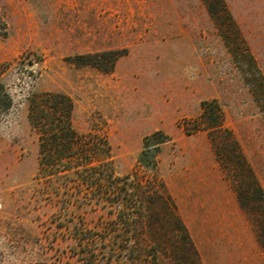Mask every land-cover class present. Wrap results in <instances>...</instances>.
I'll use <instances>...</instances> for the list:
<instances>
[{"label":"rangeland","instance_id":"374dc122","mask_svg":"<svg viewBox=\"0 0 264 264\" xmlns=\"http://www.w3.org/2000/svg\"><path fill=\"white\" fill-rule=\"evenodd\" d=\"M215 3L0 0V264L114 218L85 187L92 142L165 186L157 259L189 264L186 229L197 264H264V0ZM71 140L82 161L55 163Z\"/></svg>","mask_w":264,"mask_h":264},{"label":"trees","instance_id":"16d2710c","mask_svg":"<svg viewBox=\"0 0 264 264\" xmlns=\"http://www.w3.org/2000/svg\"><path fill=\"white\" fill-rule=\"evenodd\" d=\"M204 1L208 6H214L213 3L216 1L220 4V0ZM4 89L5 86L0 81V106L3 103L1 97L9 96L7 93L4 94ZM10 101L12 103L11 99ZM68 113L64 114L70 115L69 111ZM73 144L71 140L68 145L63 143L59 147L55 163L64 166L66 162L82 161L80 151H83V145L78 141L74 147ZM97 146L98 142L89 144V163L86 164L88 168L83 169L86 173L82 176L85 177V187L90 192L89 196L93 198L92 203L95 202L98 207L102 203H104L103 206L107 205L110 208V216L114 218L100 224L98 229L89 227L88 229L82 224V228L77 227L74 233L69 235L71 245L67 246V250H57L61 252L53 254V249L44 247L43 251L38 254L40 260L30 264H165L164 259H157L158 252H164V246L160 243L163 239H155L154 225L151 219L146 217L151 205L157 206L159 202L165 210H168V194L165 186L160 184L162 188L160 192L155 187L158 181L155 182L153 178L147 177L144 181L137 175L133 179L115 177L109 163L101 159ZM70 152L71 155H68ZM146 155L143 153L140 157L142 163L149 160ZM95 162L98 165H94ZM120 224L135 227V233L123 234ZM184 230L188 243L186 253L188 263L197 264L195 260L197 251L188 232ZM157 246L162 249L157 251ZM150 250L155 253L153 262L148 255Z\"/></svg>","mask_w":264,"mask_h":264}]
</instances>
